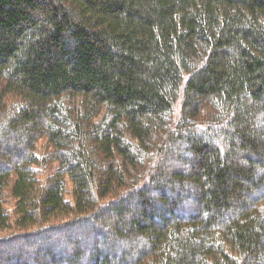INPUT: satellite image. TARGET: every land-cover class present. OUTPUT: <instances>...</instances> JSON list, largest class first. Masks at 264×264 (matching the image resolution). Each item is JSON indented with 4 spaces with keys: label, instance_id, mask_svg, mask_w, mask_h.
<instances>
[{
    "label": "trees",
    "instance_id": "16d2710c",
    "mask_svg": "<svg viewBox=\"0 0 264 264\" xmlns=\"http://www.w3.org/2000/svg\"><path fill=\"white\" fill-rule=\"evenodd\" d=\"M3 231L0 264H264V0H0Z\"/></svg>",
    "mask_w": 264,
    "mask_h": 264
},
{
    "label": "rangeland",
    "instance_id": "374dc122",
    "mask_svg": "<svg viewBox=\"0 0 264 264\" xmlns=\"http://www.w3.org/2000/svg\"><path fill=\"white\" fill-rule=\"evenodd\" d=\"M184 201H186V200H184ZM10 234H12V233H10V231H3V232H0V237H4V236L10 235Z\"/></svg>",
    "mask_w": 264,
    "mask_h": 264
}]
</instances>
